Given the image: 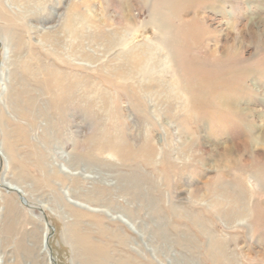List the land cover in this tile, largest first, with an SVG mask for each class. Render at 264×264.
Masks as SVG:
<instances>
[{
  "label": "rangeland",
  "instance_id": "obj_1",
  "mask_svg": "<svg viewBox=\"0 0 264 264\" xmlns=\"http://www.w3.org/2000/svg\"><path fill=\"white\" fill-rule=\"evenodd\" d=\"M263 65L264 0H0V264H264Z\"/></svg>",
  "mask_w": 264,
  "mask_h": 264
},
{
  "label": "bare ground",
  "instance_id": "obj_2",
  "mask_svg": "<svg viewBox=\"0 0 264 264\" xmlns=\"http://www.w3.org/2000/svg\"><path fill=\"white\" fill-rule=\"evenodd\" d=\"M196 2V1H195ZM189 5V4H188ZM151 7V6H150ZM184 7V6H183ZM181 14V13H180ZM198 16V15H197ZM205 17V16H204ZM188 19V18H187ZM192 19V18H191ZM183 20V19H182ZM162 20H161V15L160 14H152L151 15V18H150V23H149V25L147 26V27H145V28H143V30L145 31H141V33L139 32L138 34H137V36L134 38L135 40L136 39H138V38H140V37H142V36H144V34H147V30H150L149 32H156L155 34H161V31H162V28H164L165 29V27L167 26L166 24H164L163 22H165V21H163V22H161ZM184 24H185V21L183 22ZM170 24V23H169ZM146 25H147V23H146ZM171 25V24H170ZM169 25V26H170ZM136 28H137V25H136ZM141 29V28H140ZM146 29V30H145ZM142 30V29H141ZM185 30V29H184ZM163 32V31H162ZM183 32V31H182ZM185 32V31H184ZM150 33V34H151ZM149 34V33H148ZM154 34V35H155ZM163 34V33H162ZM166 34V33H165ZM188 35V34H187ZM186 35V36H187ZM147 36V35H146ZM190 36V35H189ZM188 36V37H189ZM149 37V36H148ZM176 37V36H175ZM152 38V37H151ZM159 39V38H158ZM162 39V38H161ZM175 39V40H174ZM169 38V37H166L163 41H161V43H162V45H163V47H164V49L166 50L165 52H167L168 53V55L169 56H171V55H173V56H175L173 53H174V49H175V47H177L178 45L177 44H179V42H177L176 41V38ZM180 39V38H179ZM192 39V38H191ZM149 41V40H148ZM182 43V42H181ZM156 44H157V42H156ZM185 44V43H184ZM190 44V43H189ZM177 45V46H176ZM196 45V44H195ZM189 46H191V45H189ZM187 47V46H186ZM194 47V46H193ZM217 47V46H216ZM228 47V46H227ZM196 48V47H195ZM163 49V50H164ZM229 49V48H228ZM231 49V48H230ZM147 50V49H146ZM191 50V49H190ZM198 50V49H197ZM161 51V50H160ZM138 52H140V51H138ZM232 52V51H231ZM230 53V52H229ZM153 57L154 56V53L153 52H145V53H143V52H141V53H136L134 50L132 51V52H130L129 53V63L131 64V67L133 68V69H138V68H140V67H142L146 62H144V59L146 58H148V57ZM219 56V55H218ZM229 56V55H228ZM151 57V58H152ZM217 57V56H216ZM231 57V56H230ZM235 57V56H234ZM223 58V57H222ZM185 60V59H184ZM187 61V60H186ZM186 65H188V64H186ZM264 66V65H263ZM137 74V73H136ZM220 75V74H219ZM223 75H226V74H223ZM237 75V78L239 77L240 78V80L238 79V80H236L235 82H234V84L228 89L229 91H236V90H238V88L240 87V82L242 81V79L244 78V75L245 74H242V73H238V74H236ZM148 76V75H147ZM135 78V77H134ZM229 78V77H228ZM225 80V76H223V78H222V80L221 81H219L218 79H216V78H214V79H212V80H210L203 88H201V91H203V92H205V93H209V92H211V95L210 96H212L213 98L220 92V91H218V88H219V86H222V83L224 84V81ZM229 80H230V78H229ZM231 83V82H230ZM233 83V82H232ZM184 87H185V85H183ZM227 86H229V85H227ZM225 84L223 85V88L221 87V89H225V87H227ZM217 88V89H216ZM252 88V87H251ZM189 89V88H188ZM191 90V89H190ZM216 91V92H215ZM186 92V91H185ZM189 93V92H188ZM225 94H227L228 95V93L227 92H225L224 93V91H223V93H222V95H221V97H219V99L218 100H223V106L225 107V108H228L229 109V111H230V109H231V107H232V105H234V103H232V102H234V100L231 98V97H229V96H225ZM250 94V93H249ZM191 95V94H190ZM195 95V94H194ZM218 96V95H217ZM220 96V95H219ZM209 100V99H208ZM189 101V100H188ZM191 103H192V105H194V103H195V99H194V97H192L191 98ZM218 103V102H217ZM190 104V103H189ZM239 107H240V105H239ZM249 107V106H248ZM202 110H204V109H202ZM205 111V110H204ZM204 114V113H203ZM205 114H206V111H205ZM233 114H235V115H237V114H239V115H241L242 113L240 112V113H238L237 111H233ZM234 115V116H235ZM207 116V115H206ZM242 116V115H241ZM244 116V115H243ZM236 117V116H235ZM250 142H251V146L255 149V150H258V149H264V128L262 129V131H260V134L259 135H257V136H253L252 138H251V140H250ZM194 144V142H193V140H191L190 142H189V145H193ZM225 151H227V150H225ZM260 177V176H259ZM259 181H263V180H259ZM197 190V189H196ZM142 233V232H141ZM46 237H47V235H46ZM46 237H45V239H46Z\"/></svg>",
  "mask_w": 264,
  "mask_h": 264
},
{
  "label": "water",
  "instance_id": "obj_3",
  "mask_svg": "<svg viewBox=\"0 0 264 264\" xmlns=\"http://www.w3.org/2000/svg\"><path fill=\"white\" fill-rule=\"evenodd\" d=\"M46 243H47V239H46V241H45Z\"/></svg>",
  "mask_w": 264,
  "mask_h": 264
}]
</instances>
